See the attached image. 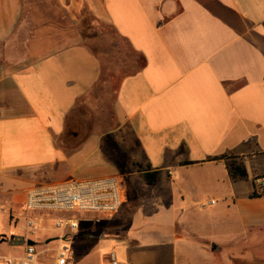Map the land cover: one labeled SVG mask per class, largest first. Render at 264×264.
<instances>
[{
  "label": "crops",
  "instance_id": "crops-1",
  "mask_svg": "<svg viewBox=\"0 0 264 264\" xmlns=\"http://www.w3.org/2000/svg\"><path fill=\"white\" fill-rule=\"evenodd\" d=\"M78 109L84 134L63 143ZM223 154L241 159L247 180L208 161ZM206 166L231 188L207 224L163 221L169 191L129 190ZM145 171L157 172L154 185ZM262 175L264 0H0V179L118 177L124 202L84 225L85 254L98 243L119 264H264V196L249 197ZM28 188L0 192L18 202ZM135 200L158 221L129 222ZM22 233L19 219L6 236ZM37 250L42 263L48 248Z\"/></svg>",
  "mask_w": 264,
  "mask_h": 264
},
{
  "label": "rangeland",
  "instance_id": "rangeland-1",
  "mask_svg": "<svg viewBox=\"0 0 264 264\" xmlns=\"http://www.w3.org/2000/svg\"><path fill=\"white\" fill-rule=\"evenodd\" d=\"M94 30H96V27ZM88 34H91V31H88ZM73 113L76 116L74 120L75 124L76 122L80 124L77 129L83 135L84 120L86 119V117L84 116V109L74 110ZM107 113L108 111L105 113V115ZM86 121L87 120H85V122ZM90 121L93 120L90 119ZM177 175L178 179L176 180V182L171 181L169 178H167V176H164V178L154 186H144L142 188L138 187V189L129 188V190H137L142 192L169 191L168 193L170 194V198L167 201L168 203H170L171 207H169V214L160 216L163 221H165V219L167 218L170 222L180 225L184 224L190 226H198L200 224H207L209 222L208 213L211 210L217 209L222 205L221 193L231 190L229 183L221 177L220 172L216 170L211 171L208 169V166L188 167L187 169L177 171ZM51 177L52 175L49 174L47 178L51 179ZM133 182L137 183L136 181ZM242 184L243 187L240 189L242 191L244 190V188L250 186V182H243ZM29 185L30 187H32L31 185L33 184H28L17 179H0V191L3 192H7L15 188L22 189L24 187H28ZM210 199H215L217 203L216 205L206 207L205 204ZM16 203L17 201H14L11 197L1 194L0 192V237L2 238L5 236L7 238V240L0 242V255L2 256L19 257L21 255V250L24 248L22 244L21 246H19L21 248L13 247L12 244L8 241L9 236H6L9 235L10 232H13L15 228V224L12 222H8V218L11 214H16ZM131 206L137 211H133L130 209V216L132 217V220L129 222L138 224L147 222L152 223L156 221L157 217H159L152 216L146 212L139 210L141 209L140 207L148 208L147 204L140 205V203L135 200V203ZM64 215L65 214L58 212H51L41 215L40 220L38 221L39 229L37 235L33 237V239L36 241L35 243L39 249L48 248V250H45L44 253L40 255V262L45 264H52L53 258L56 255L55 250L53 249L58 245V242H60V246H66L67 248H69L68 253L70 264H84V225H86L87 223H95V218H98V215H100L98 223H104V219L113 216L114 213H82L80 216L83 217L84 220L80 221L78 232L71 237H67L66 240H61L59 239V237H57L58 233L54 230V223L56 218L62 217ZM205 235H208L207 228ZM45 236H48L47 241H41L40 239H43ZM74 236H76V239ZM204 237L205 236L202 237V240L204 239ZM106 241L110 242L109 238H107ZM90 247V252L86 253H91L94 256V259L91 260L90 264H101L104 259L108 261L110 250H107V245L99 248L98 243H92ZM229 250L230 249L228 248L224 250L222 254L218 253L217 255H215V257L217 259H224L226 257L225 260H227ZM262 250H264V247L262 248ZM259 258V260L264 263V252Z\"/></svg>",
  "mask_w": 264,
  "mask_h": 264
},
{
  "label": "built area",
  "instance_id": "built-area-1",
  "mask_svg": "<svg viewBox=\"0 0 264 264\" xmlns=\"http://www.w3.org/2000/svg\"><path fill=\"white\" fill-rule=\"evenodd\" d=\"M124 202L120 180L116 176L78 181L68 179L59 184H38L24 191L23 198L16 203V214H11L8 222L15 226L23 223V255L19 258L0 257V264H45L38 261L37 245L27 241L38 231V221L42 214L58 212L65 214L55 219L54 228L62 232V240L79 230L82 213H115ZM211 199L205 205H214ZM23 211V212H21ZM97 221L98 218H95ZM33 241V240H31ZM69 248L60 246L52 264H70ZM108 264H119L114 254L108 256Z\"/></svg>",
  "mask_w": 264,
  "mask_h": 264
},
{
  "label": "trees",
  "instance_id": "trees-1",
  "mask_svg": "<svg viewBox=\"0 0 264 264\" xmlns=\"http://www.w3.org/2000/svg\"><path fill=\"white\" fill-rule=\"evenodd\" d=\"M75 115L73 112H71L67 119H66V131L64 135L62 136V142L63 143H68L71 141L75 140V136L77 137H82L81 132L77 129V127L80 125L76 122L75 120ZM215 160H224L225 165L228 171V174L230 178L234 181H244L248 179V174L246 171V168L243 165V162L241 161L240 158L233 156V155H227L223 154L221 156L217 157H212L209 158L208 161H215ZM194 162L190 161H184L182 162V165H190L193 164ZM144 181L147 185H154L157 180V172L156 171H145L143 174ZM263 180L264 175L262 176H257L253 178L252 182L254 185V190L249 194L250 198H257L264 196V183H259L258 186L255 184V180ZM76 239V236H74Z\"/></svg>",
  "mask_w": 264,
  "mask_h": 264
},
{
  "label": "water",
  "instance_id": "water-1",
  "mask_svg": "<svg viewBox=\"0 0 264 264\" xmlns=\"http://www.w3.org/2000/svg\"><path fill=\"white\" fill-rule=\"evenodd\" d=\"M5 240H7L5 236L2 237V238L0 237V242L5 241ZM8 241H9V242H14V243L17 244V245H21V244H23V239L20 238V237H17V238H16V237L11 236V237L8 238ZM27 243H28V244H33L34 241L28 240Z\"/></svg>",
  "mask_w": 264,
  "mask_h": 264
}]
</instances>
